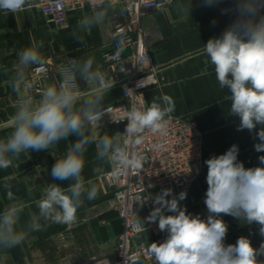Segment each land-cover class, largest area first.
<instances>
[{"label": "clouds", "instance_id": "obj_1", "mask_svg": "<svg viewBox=\"0 0 264 264\" xmlns=\"http://www.w3.org/2000/svg\"><path fill=\"white\" fill-rule=\"evenodd\" d=\"M203 3L211 7L221 0H203ZM27 4L28 0H0V12L15 14ZM149 5L157 10L165 6L163 2ZM92 7V14L83 18L78 30L90 32L108 17L107 0H92ZM177 9L189 13L190 5L179 3ZM232 11L235 19L220 36L210 38L203 51L214 65L220 89L228 90L224 99L230 102L229 115L239 118L237 130L252 133L260 126L255 133L259 142L254 148L261 153L264 152V0H234ZM74 38L83 42L76 33ZM113 38L117 40L114 55L119 57L128 38L123 29ZM42 47L43 41L33 40L30 47L17 54L18 63L11 80L12 90L19 100L11 118L12 131L5 139H0V169L11 167L21 153L49 150L58 142L75 137L64 156L56 159L50 173L54 180L71 183L67 187L47 184L41 197L34 201L38 213L30 214L26 225L18 229L25 203L5 182L3 188L11 203L0 212V252L21 245L31 233L43 231L48 224H76L84 199L92 201L98 197L97 186L91 179L85 182L82 176L90 144H96V159L102 162L94 167V173L103 174L105 162L118 164L116 171L122 174L142 170L149 157L136 149L145 143V133L166 135L169 119L176 110L173 98L166 94L154 97L150 104L139 107L133 104L122 119L114 121H128L124 134L117 132L97 139L89 133L100 126L102 117L110 112L103 107L104 93L111 87L105 83L104 74L93 69L91 58L83 62L69 58L59 69V85L41 89L38 100H34L26 94L30 85L25 71L32 65L43 64L39 51ZM138 63L141 66L150 63L147 53L139 56ZM78 81L97 86L82 95ZM138 86L146 84L141 81ZM130 93L132 90L127 89L126 94ZM238 154L239 148L233 144L225 153L204 161L207 166L206 218L188 213L186 207L180 205L187 197L186 191L173 195L172 189H163L148 198L152 199L154 207L144 221L137 220L136 227L146 231L145 221H158L159 230L166 233L163 242H153L147 247L146 255L154 259L155 264H264V240L258 248L253 247L247 236H240L234 244L225 243L228 224L222 214L247 225H258V233L264 237V155L258 157L259 166L245 167L238 160ZM28 192L31 194V189Z\"/></svg>", "mask_w": 264, "mask_h": 264}, {"label": "crops", "instance_id": "obj_2", "mask_svg": "<svg viewBox=\"0 0 264 264\" xmlns=\"http://www.w3.org/2000/svg\"><path fill=\"white\" fill-rule=\"evenodd\" d=\"M158 2H163L164 8L148 9L140 25L143 42L150 62L156 68L157 78V83L145 90V100L146 104H150L154 97L169 95L176 107L173 116L190 114L195 119L202 134L201 165L197 177L191 182L187 198L180 205L186 207L188 213L200 214L202 218H206L204 198L207 190V166L204 161L213 155L225 153L233 144L238 146V160L245 167L259 166L258 157L264 155V152L258 153L254 148L259 142L255 133L260 126L257 125L252 133L246 129L237 130L239 118L229 115L230 102L224 99L228 90L220 89L214 65L203 51L207 41L220 36L235 19L232 11L234 0H221V3L211 7L205 6L203 0ZM179 3L190 5V12L179 11ZM108 6L106 20L94 26L90 32L78 30L77 26L84 17L92 14V7L68 10L67 21L62 25L54 24L37 9L22 10L15 14L9 12L7 15L0 12V139H5L12 131L11 118L19 100V96L12 90L11 80L18 63L17 54L30 47L33 40L43 41V47L39 51L44 62L58 64L68 55H74L80 62L91 58L94 70L107 73L102 52L110 46L111 32L119 22L120 10L117 5ZM222 9L230 11L223 14ZM74 33L83 42L75 39ZM33 66L25 71L27 84L30 85L26 94L38 100L39 95L34 93L30 76ZM78 82L82 95H87L97 86L84 81ZM42 83L44 88L58 86L51 78H44ZM118 100L119 87L111 86L104 93L103 107ZM117 132L124 134V126L111 124L108 118L102 117L100 126L89 134H94L98 139ZM74 140L75 137H70L49 150L21 153L11 167L0 169V212L11 203L3 188L5 182L12 186L14 195L25 203L18 229L26 225L30 214L38 213L34 201L41 197L47 184L57 183L67 187L71 183L54 180L50 173L56 159L64 156L68 145ZM96 156V144H90L85 153L82 176L85 182L91 179L97 186L98 197L92 201L84 199L83 206L77 212L76 224H48L43 231L31 233L21 245L0 252V264H95L96 259L116 257L115 242L123 229V220L118 215L112 188L103 178L114 163H103V174H96L93 172L94 167L102 163ZM85 186L87 187V183ZM144 219L145 217L142 220ZM222 219L228 224L226 244H234L240 236H247L253 247L258 248L264 240L258 233V225H247L223 214ZM135 240L146 245L153 243L150 229L140 233ZM135 264H155V261L141 258Z\"/></svg>", "mask_w": 264, "mask_h": 264}, {"label": "built area", "instance_id": "obj_3", "mask_svg": "<svg viewBox=\"0 0 264 264\" xmlns=\"http://www.w3.org/2000/svg\"><path fill=\"white\" fill-rule=\"evenodd\" d=\"M150 3L159 2L158 0H107L108 5L120 7L119 22L111 32L109 48L102 52L107 73L100 72L104 74L106 84L119 87L120 100L106 105L105 108H109L110 112L105 113L103 117L108 118L111 124L123 125L124 132L128 121L126 119L114 121L122 119L133 104L138 107L146 104L145 90L157 83L156 68L151 62L142 66L138 63L141 54L147 53L149 57L140 25L144 13L148 9L155 8L154 5H149ZM84 7H92V0H28L24 10L37 9L54 24L62 25L67 21L68 10H80ZM224 10L222 9L223 14L230 11V9H227V12ZM121 29L128 39L125 50L116 57L114 54L117 40L113 36ZM69 58L77 59L74 55H68L61 63L45 61L42 65H34L31 68L30 76L35 94L39 95L40 90L44 88L42 83L44 78H51L59 85V69ZM141 81L146 86H138ZM127 89H131L133 93L127 95ZM136 150L145 152L149 157L142 170L122 174L116 171L120 166L114 163L113 167L103 175L105 182L112 188L118 215L123 220V229L115 242L116 257L96 259L95 264H135L141 258L154 260L146 255L148 245L135 240L143 232L138 230L136 222L139 218L142 220L150 214L154 205L152 199L148 198L154 197L161 190L172 189L173 195L186 191L188 195L191 182L200 170L202 134L192 115H171L167 134L146 132L145 143ZM144 227L150 229L153 242H163L166 233L159 230L158 221L144 223Z\"/></svg>", "mask_w": 264, "mask_h": 264}]
</instances>
